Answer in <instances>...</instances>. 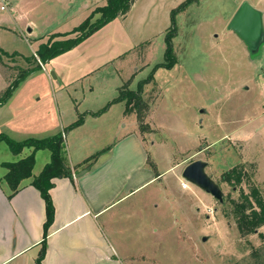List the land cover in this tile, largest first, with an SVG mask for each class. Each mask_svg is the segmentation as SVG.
Returning a JSON list of instances; mask_svg holds the SVG:
<instances>
[{
  "label": "rangeland",
  "instance_id": "374dc122",
  "mask_svg": "<svg viewBox=\"0 0 264 264\" xmlns=\"http://www.w3.org/2000/svg\"><path fill=\"white\" fill-rule=\"evenodd\" d=\"M66 1L25 0L18 16L12 0H0L6 6L0 10V49L10 55L0 53V96L23 71L40 67L15 89L13 104L42 106L57 97L62 108L74 99L82 109L98 110L123 85L135 90L165 62L171 12L186 0H137L126 19L111 21L43 65L35 54L38 45L84 20L79 14L66 17L78 0L68 8ZM97 1V7L106 3ZM243 2L261 13L264 31V0H198L175 16L176 63L154 71V81L143 89L149 130L141 131L136 121L148 147L147 170L160 176L134 195L144 196L146 207L121 212L115 221L118 264H264V225L242 235L235 216L241 193L249 194L252 186L264 200V43L251 54L228 29ZM41 154L37 166L48 151ZM12 160L0 143V161ZM194 161L206 163L221 201L182 179ZM236 167L242 183H224L222 175Z\"/></svg>",
  "mask_w": 264,
  "mask_h": 264
},
{
  "label": "crops",
  "instance_id": "0c3cea01",
  "mask_svg": "<svg viewBox=\"0 0 264 264\" xmlns=\"http://www.w3.org/2000/svg\"><path fill=\"white\" fill-rule=\"evenodd\" d=\"M24 1L12 0L10 9L19 13L18 16H21L20 4ZM73 1L67 0L65 7L73 5ZM96 2L78 0L66 17L79 14L85 20L97 7ZM60 101L53 97L42 106H31L25 101L13 104L14 100L9 99L0 106V133L15 141L46 138L64 132V128L75 122L80 114L97 112L110 102L98 110H91L82 109L74 99L71 106L62 108ZM84 131L83 139L79 135ZM63 135L64 156L74 175L83 171L82 166H77L86 158L110 149L78 178L52 180L49 195L55 216L48 229L42 264H118L115 221L121 212H139L146 207L142 203L144 196L133 199L134 195L157 182L160 174H149L148 147L137 134L135 117L125 115L123 103L111 105L97 117L86 115L81 126ZM113 141L118 145L113 143L111 148ZM44 151L35 153L32 177L49 162L48 152L41 156V164L37 166V157ZM30 152V149H24L17 156L11 153L12 161H0V264H35L41 250L45 204L31 186L32 177L24 180L11 198L3 180L7 172L3 164L14 163Z\"/></svg>",
  "mask_w": 264,
  "mask_h": 264
},
{
  "label": "trees",
  "instance_id": "16d2710c",
  "mask_svg": "<svg viewBox=\"0 0 264 264\" xmlns=\"http://www.w3.org/2000/svg\"><path fill=\"white\" fill-rule=\"evenodd\" d=\"M137 0H106L103 6L96 7L84 21L75 27L70 33L53 34L46 40L45 43L38 45L35 52L41 64L45 65L53 58L66 53L93 33L115 20L118 17L126 16L131 10L133 4ZM198 0H186L177 9L171 12V25L168 32L164 37L165 52L164 63L155 66L149 76L138 82L135 90H129L128 84L123 85L118 89V95L112 101L107 103L103 108L94 113L80 114L75 122L64 128V132H58L52 136L35 139L28 138L22 141H15L9 138L4 133H0V143H5L9 151L13 155H20L24 149H30L29 155L21 158L14 163H4L3 167L6 169V174L3 180L6 182L11 198L21 188V183L24 180L32 177V170L35 164V153L37 151L46 150L50 154L49 162L42 168L41 172L32 177L31 186H33L40 194L45 204V222L43 224V237L41 241V250L35 260V264H42L47 248V235L48 229L52 225L55 209L49 195V190L53 187L52 180L59 178H71L73 169L67 164L64 156V137L66 131H71L83 124L84 117L91 115L97 117L105 113L108 108L116 103L124 104L125 115H134L141 131L149 130V126L144 123L148 105L142 98L144 87L153 82V73L157 69H171L175 63V56L172 46V39L176 34L175 16L189 7L191 4L196 3ZM98 15L93 22L92 19ZM73 35V36H71ZM62 38L61 40H56ZM0 53L5 56L9 54L0 49ZM16 56V54H11ZM27 61H29L27 59ZM40 70V67H34L27 71H23L18 78L13 81L0 96V106L4 105L12 96L18 85L25 80L31 73ZM109 147L96 152L90 157L86 158L77 167L83 168V171L90 169L98 160V158L105 152L109 151ZM76 169V167H74ZM222 181L228 185H240L243 180L242 172L239 168H233L222 175ZM242 201L235 207L236 226L238 232L242 235L255 232L258 228L264 225V200L262 199L259 190L256 187H251L249 194L241 193Z\"/></svg>",
  "mask_w": 264,
  "mask_h": 264
},
{
  "label": "water",
  "instance_id": "95a60500",
  "mask_svg": "<svg viewBox=\"0 0 264 264\" xmlns=\"http://www.w3.org/2000/svg\"><path fill=\"white\" fill-rule=\"evenodd\" d=\"M228 29L235 32L237 36L244 41L251 54L259 51L260 46L264 43L261 13L247 2H243L239 6L237 12L228 24ZM27 31L29 33L31 32L30 29ZM205 168V162L194 161L184 168L181 177L184 181L198 187L207 194L213 196L215 199L221 201V191L218 186L206 175ZM84 173L85 171H82L72 177L78 178ZM205 240L206 238H203V241Z\"/></svg>",
  "mask_w": 264,
  "mask_h": 264
},
{
  "label": "built area",
  "instance_id": "2783aa9c",
  "mask_svg": "<svg viewBox=\"0 0 264 264\" xmlns=\"http://www.w3.org/2000/svg\"><path fill=\"white\" fill-rule=\"evenodd\" d=\"M5 9H6V6H4V5H1V6H0V10H1V11H5ZM63 137H64V135H63ZM72 176H74L73 173H72Z\"/></svg>",
  "mask_w": 264,
  "mask_h": 264
},
{
  "label": "bare ground",
  "instance_id": "6f19581e",
  "mask_svg": "<svg viewBox=\"0 0 264 264\" xmlns=\"http://www.w3.org/2000/svg\"><path fill=\"white\" fill-rule=\"evenodd\" d=\"M181 187H182L183 189H185V188H187V185H186L185 183H182V184H181Z\"/></svg>",
  "mask_w": 264,
  "mask_h": 264
}]
</instances>
